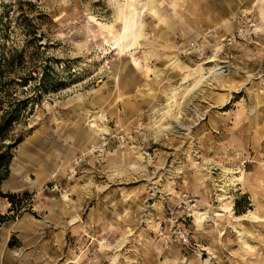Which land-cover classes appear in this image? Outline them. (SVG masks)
<instances>
[{
    "label": "rangeland",
    "instance_id": "obj_1",
    "mask_svg": "<svg viewBox=\"0 0 264 264\" xmlns=\"http://www.w3.org/2000/svg\"><path fill=\"white\" fill-rule=\"evenodd\" d=\"M132 2L0 0V264H264V0Z\"/></svg>",
    "mask_w": 264,
    "mask_h": 264
},
{
    "label": "bare ground",
    "instance_id": "obj_2",
    "mask_svg": "<svg viewBox=\"0 0 264 264\" xmlns=\"http://www.w3.org/2000/svg\"><path fill=\"white\" fill-rule=\"evenodd\" d=\"M132 1H133L132 2L133 10H132V14H131L128 30H126L124 32V34L121 36V40H118L115 43V45L118 47V49H120L121 52L136 46L139 43V38L143 35L142 30L139 28V18H138V15H139L138 11L139 10H138V5H137L136 2H134V0H132ZM214 61H216V60H214ZM220 67H221L220 64L217 63V62L214 64V66L209 67L208 69L204 68L203 65H200L192 73H190L188 76L185 77L184 82L189 77H191L192 79L194 78V84H193V86H194L200 80H202V78H204L206 76L205 74L207 72H217L220 69ZM175 102H176V89L173 92V95L168 100L169 109L162 113L163 116H162V118L160 120L154 121L155 127H158V129H157L158 131H160L162 128L165 127V125L162 124L163 119L171 111L172 105ZM92 127H95L94 123H92ZM101 132H102V130H101ZM223 171H224V174L228 177V180H224L225 184L227 183L226 181H231V183L234 184L235 183L234 180H237V179L241 178V176H236L235 175L236 172H239L240 174H242V170L241 169L238 171V170H235L234 168H223ZM223 193H225V191H223ZM229 209H231V208H229ZM251 216L254 217V218L257 217V215H255L253 212H251ZM207 217H208V211H200V210L195 211V219H196V222L198 224H201V222ZM237 218H238V216H237ZM239 232H240V230H239ZM241 234H242V232H240V235ZM117 260H118V255H115L113 257V263L115 264Z\"/></svg>",
    "mask_w": 264,
    "mask_h": 264
},
{
    "label": "trees",
    "instance_id": "obj_3",
    "mask_svg": "<svg viewBox=\"0 0 264 264\" xmlns=\"http://www.w3.org/2000/svg\"><path fill=\"white\" fill-rule=\"evenodd\" d=\"M5 60L6 58L4 56L0 57V63L1 60ZM1 67V64H0ZM0 72H1V68H0ZM62 80L61 79H56V85L61 84ZM3 112L0 115V139H2L6 133L7 128L11 125V123L16 120V117L18 115V109L19 108H2ZM11 158V153L7 150H1L0 151V178H2V176L5 173H2V171L6 172L7 171V165L8 162ZM24 195H26V192H24ZM0 197H6L11 203H10V207L9 210L11 209H15L17 208V204H20V199L17 197V195L14 192H3L0 190ZM6 218H8V215L6 213H3L0 211V223L3 222ZM9 244H11V242L9 241Z\"/></svg>",
    "mask_w": 264,
    "mask_h": 264
},
{
    "label": "crops",
    "instance_id": "obj_4",
    "mask_svg": "<svg viewBox=\"0 0 264 264\" xmlns=\"http://www.w3.org/2000/svg\"><path fill=\"white\" fill-rule=\"evenodd\" d=\"M90 116H91V114H90ZM89 116V117H90ZM95 120V119H94ZM98 125V124H97ZM99 126V125H98ZM102 128V127H101ZM104 129H106V128H104ZM96 134V133H95ZM6 238V234H5V236H4V239ZM4 239H3V241H4ZM1 242H2V240H0V244H1ZM1 255H2V249H0V257H1Z\"/></svg>",
    "mask_w": 264,
    "mask_h": 264
},
{
    "label": "built area",
    "instance_id": "obj_5",
    "mask_svg": "<svg viewBox=\"0 0 264 264\" xmlns=\"http://www.w3.org/2000/svg\"><path fill=\"white\" fill-rule=\"evenodd\" d=\"M159 227H161V222L159 221ZM180 234H181V236H183L184 237V235H183V233L182 232H180Z\"/></svg>",
    "mask_w": 264,
    "mask_h": 264
}]
</instances>
